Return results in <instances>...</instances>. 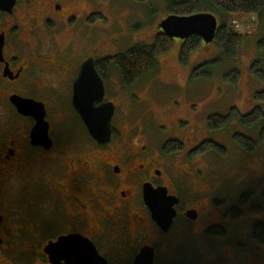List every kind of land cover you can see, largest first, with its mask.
<instances>
[{
  "label": "flooded vegetation",
  "instance_id": "flooded-vegetation-1",
  "mask_svg": "<svg viewBox=\"0 0 264 264\" xmlns=\"http://www.w3.org/2000/svg\"><path fill=\"white\" fill-rule=\"evenodd\" d=\"M95 14L101 18L92 21ZM104 21L95 0H16L12 10L0 8V264H88L93 250L108 264H138L145 251L153 264H264V242L242 235L236 224L243 217L230 219L252 206L215 208L209 189L192 188L191 173L185 182L172 173L173 153L134 136L135 124L126 132L113 124L107 142L91 135L73 102L84 63L93 59L103 101L115 112L117 95L135 84L125 88L116 67L103 62ZM88 74L80 87L92 96ZM12 96L44 104L48 141L33 137L37 118L19 112ZM63 98L67 109L56 104ZM71 111L79 127L68 121ZM202 126L188 130L196 147L213 141L201 140ZM146 186L167 189L155 196L162 205L176 200L169 228L155 219Z\"/></svg>",
  "mask_w": 264,
  "mask_h": 264
},
{
  "label": "rangeland",
  "instance_id": "rangeland-1",
  "mask_svg": "<svg viewBox=\"0 0 264 264\" xmlns=\"http://www.w3.org/2000/svg\"><path fill=\"white\" fill-rule=\"evenodd\" d=\"M95 1L98 12L106 18L102 26L107 33V41L101 44L100 50L108 55H116L135 45H150L154 42L156 34L161 31L160 21L168 15L167 5L170 0ZM216 16L219 24L227 20L236 33L245 37L236 56L230 58L223 44L213 41L204 43L191 56L189 63L182 65L178 61L181 40L174 39L172 50L158 58L157 68L117 95L118 104L112 124L124 132L135 124V133H131L138 135L140 139H152L159 154L166 141H182L185 148L170 155L173 162L171 171L174 175L180 174L178 179L181 182L187 181V177L192 174L195 178L192 188L202 194L209 189L205 197L215 208H264V140H259L261 122L245 127L234 119L223 129L211 130L207 127L209 115L227 114L232 107H237L244 114L256 106L264 109V99L256 97L258 92L264 91V83L250 73L253 61L264 60V52L257 47L258 40L264 38V20L260 29V23L254 15ZM96 25L101 26L100 22ZM79 59L80 57H75V60ZM213 59L218 61L212 69L211 78L191 80L195 67ZM232 69H238L241 73L237 85L224 79V74ZM56 104L61 108H68L66 98L56 101ZM67 117L72 127L81 125L72 111ZM199 124H203L204 128L201 140L208 139L221 144L227 149L226 155L208 151L189 160L188 152L200 141H193L188 130L199 127ZM237 131H242L257 141L254 151L244 150L234 140L233 133ZM119 137L120 134L116 133V139ZM242 196L246 197L243 198L244 201L241 200ZM215 200L223 202L217 205ZM256 221L264 222V213L245 214L236 226L242 230V235L246 230V235L251 236L252 226Z\"/></svg>",
  "mask_w": 264,
  "mask_h": 264
},
{
  "label": "trees",
  "instance_id": "trees-1",
  "mask_svg": "<svg viewBox=\"0 0 264 264\" xmlns=\"http://www.w3.org/2000/svg\"><path fill=\"white\" fill-rule=\"evenodd\" d=\"M145 1V0H139ZM168 15H193L199 12H213L215 15H229L232 17H246L254 15L260 23L264 20V0H170L167 5ZM101 18L98 14L93 15L92 21ZM155 36L154 42L150 45L138 44L128 49L124 53L116 55H109L103 59L108 70L111 66H115L123 86L130 87L134 82L140 79L151 70L157 68L158 58L169 53L174 46V39L167 36L160 28ZM250 35V34H249ZM244 36L236 33L233 25L227 20L219 24L216 41L222 43L226 48L227 55L234 58L237 54L238 48L244 40ZM205 42L198 35H191L188 38L181 40V46L178 54V61L182 65H187L191 56L204 44ZM257 47L264 52V38L257 42ZM218 59H213L202 63L195 67L191 73V80H198L202 78H211L212 69L217 63ZM250 73L257 80L264 83V60H255L250 66ZM241 73L238 69H232L224 74V79L237 85L240 81ZM259 99H264V91L256 94ZM235 119L245 127L253 126L261 122V129L259 132V140H264V109L260 106L254 107L248 113H241L237 107H232L227 114H211L207 117V125L211 130H219L227 127L230 122ZM235 141L246 151H254L256 149L257 141L250 136L243 133H235ZM184 149V144L179 140H169L163 145L165 153H175ZM208 151H214L219 155H226L227 149L215 141H205L198 147L189 152L191 159L201 156ZM264 195V193H263ZM264 213L263 207H252L247 212H237L231 220H238L244 214ZM252 235L259 241L264 242V222L256 221L253 224Z\"/></svg>",
  "mask_w": 264,
  "mask_h": 264
},
{
  "label": "water",
  "instance_id": "water-1",
  "mask_svg": "<svg viewBox=\"0 0 264 264\" xmlns=\"http://www.w3.org/2000/svg\"><path fill=\"white\" fill-rule=\"evenodd\" d=\"M15 3L16 0H0V8L10 11L13 9ZM159 27L162 29L163 33L173 39L184 40L191 35H198L206 44H209L216 39L219 22L217 16L213 12L205 11L193 15H167L160 21ZM2 45L3 39L1 37L0 49ZM92 61L93 59H89L84 63L82 70L77 77V91L73 102L86 123L91 135L100 142H107L111 140L114 131L112 119L115 113V105L113 102L103 101L105 94L104 86ZM88 71L91 73L88 74ZM87 74L88 77L90 74L93 76L90 85H87L88 87L86 89L87 91L94 92L92 96L82 93V88L80 87L82 84V87L85 89L84 83L87 80ZM93 80L96 82L92 83ZM11 101L16 105L19 112H33L32 114H34L37 118V124L33 130V137L37 140H42L41 143L48 141V124L44 119V104L35 100L24 99L20 96H12ZM166 190L162 187L157 189H154L152 186L145 187L146 201L151 206L155 219L163 228L167 229L171 226L175 215L173 204L176 203V200L169 201L163 205L160 204V201H157L160 198V195L155 200V196L158 193H162L164 195ZM145 255H149V259L144 258ZM137 263L153 264V259L150 253L145 251L137 259ZM88 264L108 263L107 260H105L98 253L96 254L93 250V255L88 261Z\"/></svg>",
  "mask_w": 264,
  "mask_h": 264
},
{
  "label": "built area",
  "instance_id": "built-area-1",
  "mask_svg": "<svg viewBox=\"0 0 264 264\" xmlns=\"http://www.w3.org/2000/svg\"><path fill=\"white\" fill-rule=\"evenodd\" d=\"M237 28H240V25H237ZM249 33L251 32V31H248Z\"/></svg>",
  "mask_w": 264,
  "mask_h": 264
}]
</instances>
